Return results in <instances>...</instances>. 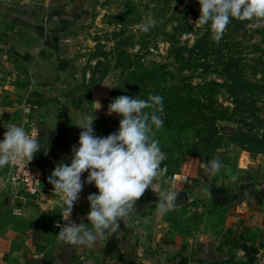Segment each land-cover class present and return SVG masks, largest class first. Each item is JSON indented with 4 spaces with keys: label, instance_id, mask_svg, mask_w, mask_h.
<instances>
[{
    "label": "rangeland",
    "instance_id": "obj_1",
    "mask_svg": "<svg viewBox=\"0 0 264 264\" xmlns=\"http://www.w3.org/2000/svg\"><path fill=\"white\" fill-rule=\"evenodd\" d=\"M0 3L28 6L50 27L51 37L61 33L58 54L65 62L64 91L73 93L88 112L95 111L96 101L102 104L95 112L96 135L108 136L118 129L120 117L108 114V104L116 97L146 99L151 93L164 98V126L155 130V138L166 154L161 167L167 172L158 181L170 183L184 172L191 177L205 174L204 165L215 158L221 167L209 175L211 183L220 180L228 189L253 188L262 195L264 20L235 19L216 40L209 25L196 23L198 0ZM149 16L155 23L143 32L138 25ZM207 35L209 41L201 43ZM234 56L239 60L237 74L234 64L226 65ZM214 117L216 130L210 131ZM214 207L203 211L179 206L170 212V221L192 234L204 219L218 217L220 210Z\"/></svg>",
    "mask_w": 264,
    "mask_h": 264
},
{
    "label": "crops",
    "instance_id": "obj_2",
    "mask_svg": "<svg viewBox=\"0 0 264 264\" xmlns=\"http://www.w3.org/2000/svg\"><path fill=\"white\" fill-rule=\"evenodd\" d=\"M29 9L0 3V140L9 123L26 128L30 121L39 122L37 165L48 178L57 163L69 162L82 131L75 126L89 112L73 93L64 91L61 33L51 37L50 27ZM26 109L30 115L23 113ZM47 178L38 197L16 196L8 187L0 192V264H264V191L228 189L220 180L211 183L206 174L191 177L184 172L170 183L157 179L162 188L177 193L174 206L160 214L157 194L146 189L119 228L89 247L61 241L56 225L89 223L87 197L96 187L84 184L67 219L63 198ZM179 206L203 211L216 206L220 212L214 221L204 219L186 234L170 221V212Z\"/></svg>",
    "mask_w": 264,
    "mask_h": 264
},
{
    "label": "clouds",
    "instance_id": "obj_3",
    "mask_svg": "<svg viewBox=\"0 0 264 264\" xmlns=\"http://www.w3.org/2000/svg\"><path fill=\"white\" fill-rule=\"evenodd\" d=\"M201 25H209L214 38L219 40L232 19L264 20V0H198ZM155 20L149 16L138 25L143 32L150 31ZM163 97L148 94L147 98L121 95L108 104V114L120 117L118 129L108 136H98L94 130L95 112L102 104L96 101L95 111L83 114L75 127L82 129L78 145L72 149L69 162L54 167L48 183L60 194L64 215L70 217L84 184H94L96 193L89 194V223L57 224L61 241L77 246H94L107 232L116 231L120 220L133 213L135 202L146 189L158 196V212L165 214L174 206L177 193L164 189L157 178L167 172L161 167L166 154L155 130L164 126ZM148 110V111H146ZM0 140V168L32 160L41 143L19 123H9ZM221 162L209 160L204 165L206 175L218 171ZM87 172L86 180L82 175ZM65 219V220H67Z\"/></svg>",
    "mask_w": 264,
    "mask_h": 264
},
{
    "label": "built area",
    "instance_id": "obj_4",
    "mask_svg": "<svg viewBox=\"0 0 264 264\" xmlns=\"http://www.w3.org/2000/svg\"><path fill=\"white\" fill-rule=\"evenodd\" d=\"M25 114L30 115V111H26ZM26 130L41 143L42 126L37 121H30L26 127ZM37 155L35 154L29 163L27 161L23 163H17L15 165L9 164L3 168V183L4 188L8 187L11 190V194L16 196L21 193L38 197L43 189L44 183L47 178L45 169L40 168L37 165ZM4 188L0 192L4 190Z\"/></svg>",
    "mask_w": 264,
    "mask_h": 264
},
{
    "label": "trees",
    "instance_id": "obj_5",
    "mask_svg": "<svg viewBox=\"0 0 264 264\" xmlns=\"http://www.w3.org/2000/svg\"><path fill=\"white\" fill-rule=\"evenodd\" d=\"M233 20H235V19H232L231 21H230V23H229V25L228 26H230L231 24H233L234 22H233ZM209 30H211V29H209ZM208 35L210 36V32L208 33ZM206 36L205 38H204V40H202V42L201 43H205V42H207V41H209V36ZM238 59H237V57H232L231 59H229V61L226 63V65H227V67H230L231 65H235L236 66V70L234 71V72H236V74L238 73V71H239V66H238ZM237 76H239V75H237ZM235 77L234 78V82H237L238 81V77ZM208 85H216V84H214V83H210V84H208ZM234 87H236V86H234ZM236 90H237V88H236ZM233 94H235V95H233L234 96V99H237V95H238V93H236V91L233 93ZM218 119L217 118H212L211 119V128H210V131H214V130H216V121H217ZM258 153H262L263 151H257Z\"/></svg>",
    "mask_w": 264,
    "mask_h": 264
}]
</instances>
